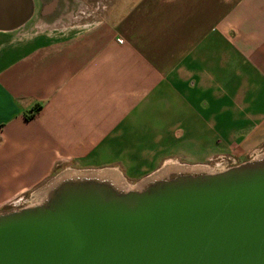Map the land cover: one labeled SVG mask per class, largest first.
I'll use <instances>...</instances> for the list:
<instances>
[{
	"label": "crops",
	"instance_id": "crops-1",
	"mask_svg": "<svg viewBox=\"0 0 264 264\" xmlns=\"http://www.w3.org/2000/svg\"><path fill=\"white\" fill-rule=\"evenodd\" d=\"M33 5L0 32V212L60 167L142 178L264 150V0Z\"/></svg>",
	"mask_w": 264,
	"mask_h": 264
},
{
	"label": "water",
	"instance_id": "water-1",
	"mask_svg": "<svg viewBox=\"0 0 264 264\" xmlns=\"http://www.w3.org/2000/svg\"><path fill=\"white\" fill-rule=\"evenodd\" d=\"M0 0V32L33 16ZM165 170L123 190L60 176L0 214V264H264V155L218 173Z\"/></svg>",
	"mask_w": 264,
	"mask_h": 264
},
{
	"label": "rangeland",
	"instance_id": "rangeland-1",
	"mask_svg": "<svg viewBox=\"0 0 264 264\" xmlns=\"http://www.w3.org/2000/svg\"><path fill=\"white\" fill-rule=\"evenodd\" d=\"M262 151V152H261ZM260 151V157L261 156H263L264 155V150H261ZM257 158H259V157H257ZM257 158H255V159H257ZM255 159H252V160H255ZM252 160H250V158H248V160L247 161H252ZM247 161H245V162H247ZM242 163H244V162H242ZM169 165H170V163H168ZM239 164H241L238 160H236V166L237 165H239ZM179 165V164H178ZM166 167H167V165H166ZM181 167H185V166H181ZM165 168V167H164ZM164 168H162V169H159L157 172H162V171H164ZM171 169V168H170ZM204 170H205V172L207 171V172H212V171H217L216 170V168H215V166H213V164L210 166V167H204L203 168ZM68 171H75V172H89L88 170L86 171V170H78V169H64L63 167H60V168H57V170L55 171V173H54V178L53 179H55V178H57V177H59V176H61L62 174H66ZM122 178H123V180H124V185L126 186L125 188H128L129 190H131V189H135L136 188V185L141 181V180H143V179H145V178H147L148 176H145V177H142V178H139V177H137V178H131V177H127V176H124V175H120ZM151 176V175H150ZM42 190V189H41ZM41 190H39L38 192H36V193H34L35 194V196L36 195H38L39 193H41L42 194V192H41ZM124 190V189H123ZM34 194H31V195H27V196H25L24 198H23V200L22 201H20V202H18L16 205H14V206H11V207H7V208H5L2 212H0V214H3V213H7V212H10V211H17V210H19V209H22V208H25V207H29V206H32L33 204H34V200L36 199V197H34ZM39 196V195H38Z\"/></svg>",
	"mask_w": 264,
	"mask_h": 264
},
{
	"label": "bare ground",
	"instance_id": "bare-ground-1",
	"mask_svg": "<svg viewBox=\"0 0 264 264\" xmlns=\"http://www.w3.org/2000/svg\"><path fill=\"white\" fill-rule=\"evenodd\" d=\"M203 168H199V170H202L203 172H205V170ZM165 170L166 171L167 170L168 171L169 170L188 171L190 169L187 168V167H181V166H178V165H171V166L165 167L164 171ZM73 175H76V176L77 175L95 176L96 178L107 179V180H110L116 187H118L120 189H124L125 191L129 190L128 188H125L126 186L124 185V180L119 174H116V173H113V172H110V171H107V170H103V171H89V172L68 171L66 174H62L61 176H73ZM41 192H42V194L39 193L38 194L39 196L38 195L35 196V194H34V197H36V199L34 200L35 202H34L33 205L38 204V203H40L43 200V198H44L43 191H41Z\"/></svg>",
	"mask_w": 264,
	"mask_h": 264
},
{
	"label": "built area",
	"instance_id": "built-area-1",
	"mask_svg": "<svg viewBox=\"0 0 264 264\" xmlns=\"http://www.w3.org/2000/svg\"><path fill=\"white\" fill-rule=\"evenodd\" d=\"M260 154H261L260 152L252 154L250 156V160L255 159L257 157H260ZM214 166H215V164H214ZM234 166H236V160L235 159H230V158L229 159H220V160H218V163L215 166L217 171H212L210 173L222 172V171H225V170L232 168Z\"/></svg>",
	"mask_w": 264,
	"mask_h": 264
},
{
	"label": "trees",
	"instance_id": "trees-1",
	"mask_svg": "<svg viewBox=\"0 0 264 264\" xmlns=\"http://www.w3.org/2000/svg\"><path fill=\"white\" fill-rule=\"evenodd\" d=\"M39 108H40V107L38 106L36 110H39Z\"/></svg>",
	"mask_w": 264,
	"mask_h": 264
}]
</instances>
